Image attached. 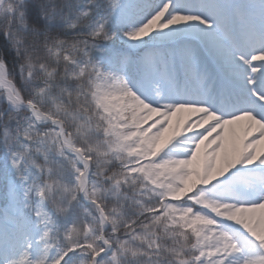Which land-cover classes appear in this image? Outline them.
Returning a JSON list of instances; mask_svg holds the SVG:
<instances>
[{"label":"snow or ice","instance_id":"snow-or-ice-1","mask_svg":"<svg viewBox=\"0 0 264 264\" xmlns=\"http://www.w3.org/2000/svg\"><path fill=\"white\" fill-rule=\"evenodd\" d=\"M0 264H264V0H0Z\"/></svg>","mask_w":264,"mask_h":264}]
</instances>
